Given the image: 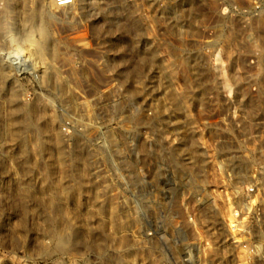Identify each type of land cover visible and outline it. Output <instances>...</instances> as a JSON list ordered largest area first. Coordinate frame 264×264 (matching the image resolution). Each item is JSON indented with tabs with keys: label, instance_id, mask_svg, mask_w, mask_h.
<instances>
[{
	"label": "rangeland",
	"instance_id": "374dc122",
	"mask_svg": "<svg viewBox=\"0 0 264 264\" xmlns=\"http://www.w3.org/2000/svg\"><path fill=\"white\" fill-rule=\"evenodd\" d=\"M0 65V264H161L128 217L165 190L191 264H264V0H0Z\"/></svg>",
	"mask_w": 264,
	"mask_h": 264
},
{
	"label": "built area",
	"instance_id": "2783aa9c",
	"mask_svg": "<svg viewBox=\"0 0 264 264\" xmlns=\"http://www.w3.org/2000/svg\"><path fill=\"white\" fill-rule=\"evenodd\" d=\"M79 1L81 0H53V4L57 8H64ZM220 164L230 165V161ZM197 195L206 198L207 192ZM134 197L140 200L142 205L136 209L137 214L133 217V222L136 224V235L132 234L133 238L143 240L149 248H152L151 256L161 264H171V260L176 261L179 258L182 259L178 260L180 264H191L194 254L200 253L199 249L201 251L199 241L187 240L188 231L195 228V212H186L183 221L174 218L178 208L175 201L176 194L172 190L148 192ZM143 198L145 200H142ZM198 200L201 202H197V210L201 208L209 210L210 206L216 208V205H212L209 200L204 203L200 198ZM180 207L182 210L186 209L183 203H180ZM226 208L225 233L230 243V196L227 198ZM234 226H231V229Z\"/></svg>",
	"mask_w": 264,
	"mask_h": 264
},
{
	"label": "bare ground",
	"instance_id": "6f19581e",
	"mask_svg": "<svg viewBox=\"0 0 264 264\" xmlns=\"http://www.w3.org/2000/svg\"><path fill=\"white\" fill-rule=\"evenodd\" d=\"M31 21V19L29 20ZM29 25V24H28ZM31 27V26H30ZM28 29V28H27ZM5 78V72H4V68L2 67V65H0V79H4ZM63 86V85H61ZM58 87V86H57ZM61 90V89H60ZM59 90V91H60ZM64 94L66 93L68 95V90L67 88L65 87L64 89ZM61 93V92H60ZM62 95V94H61ZM16 97V94H12L11 95V100H16L15 99ZM63 97V96H62ZM18 106V107H17ZM17 111L20 109V106L19 105H16V107H14ZM14 109V110H15ZM20 111V110H19ZM209 209L213 212L214 209H212V207L210 206ZM108 212H109V218L108 220L110 221L111 223V231L107 232V236L109 237V240H110V243L111 244H114V245H118V247L122 248V245H120L121 242H117V236L122 232L124 231L125 229V226H126V223L125 221H120V217L117 215V209L113 206H109L108 207ZM106 218V217H105ZM133 220V217H128V223H130L131 221ZM106 221V219H105ZM86 235V234H85ZM75 236V235H74ZM83 237H86V236H83ZM73 239V238H72ZM85 241H86V238H84ZM127 241V240H126ZM59 242V241H58ZM62 243V242H61ZM89 245V244H88ZM132 245V244H131ZM61 247V245H60ZM63 247V245H62ZM127 247V246H126ZM57 249V248H56ZM129 250V249H128ZM48 250L46 249H42L41 253L42 255H45L47 253ZM50 251V250H49ZM123 252V251H122ZM125 252V251H124ZM135 252V251H134ZM132 252V249L131 251H128L126 253H123V254H120L121 256V260L122 261H127V263L129 264H133L134 263V258L136 257V252L134 253ZM198 252H200V249L198 250ZM50 253V252H49ZM48 253V254H49Z\"/></svg>",
	"mask_w": 264,
	"mask_h": 264
}]
</instances>
